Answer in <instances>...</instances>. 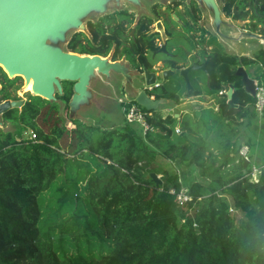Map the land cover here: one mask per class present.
<instances>
[{"label": "trees", "instance_id": "trees-1", "mask_svg": "<svg viewBox=\"0 0 264 264\" xmlns=\"http://www.w3.org/2000/svg\"><path fill=\"white\" fill-rule=\"evenodd\" d=\"M223 9L232 20L245 18ZM255 12L248 31L264 35V6ZM119 15L88 22L89 37L75 33L66 50L107 57L114 45L111 60L140 72L160 62L177 72L149 96L173 106L209 96L216 110L189 104L177 119L142 108L149 114L144 134L125 121L103 128L67 118L70 128L55 102L26 94L21 108L3 114L13 131L0 132V264H264V162L253 181L237 143L240 121L255 117L248 108L255 99L234 75L242 66L264 84L263 52L254 60L228 55L194 17L195 34L170 39L163 54L150 19L129 39L132 22ZM168 23L169 30L176 25ZM205 62L206 71L189 74L188 91L178 71ZM0 77V103L20 100L15 80L2 70ZM229 90L237 107L228 104ZM71 95L72 83L64 82L55 98L68 106ZM26 130L35 137H23ZM159 156L195 167L207 184L183 185L157 164ZM151 173L162 175L160 185ZM182 187L191 201L179 205L169 190Z\"/></svg>", "mask_w": 264, "mask_h": 264}, {"label": "water", "instance_id": "water-1", "mask_svg": "<svg viewBox=\"0 0 264 264\" xmlns=\"http://www.w3.org/2000/svg\"><path fill=\"white\" fill-rule=\"evenodd\" d=\"M126 1L146 14L138 0H0V67L9 79L23 78L24 88L31 83L32 96L48 102H55V94L62 95V83H72V95L68 102V119L86 125L92 124L90 114L98 103L95 88L104 78L110 82L113 77L123 79L124 93L146 111H154L160 102L151 98L147 91L158 83H166L176 70L165 69L157 73L144 69H132L123 60L112 61L111 55H80L67 52L64 45L68 35L74 32L87 34L86 23L113 10L121 9ZM203 12L201 26L208 29L218 42L257 41L264 51V36L239 29L221 13L220 0H196ZM163 46L160 51L166 54V35L161 23L156 24ZM224 47V46H223ZM207 62L192 63L178 71L187 90H192L189 74L193 71H206ZM234 75L241 79L243 91L254 98L255 81L249 78L242 66ZM135 82L143 85L137 87ZM232 90L228 91V104ZM22 101L6 100L0 103V116L11 108L20 107ZM178 115H176L177 117ZM0 126L2 123L0 121ZM245 165L248 161L244 160ZM160 185L156 174L147 176Z\"/></svg>", "mask_w": 264, "mask_h": 264}, {"label": "flooded vegetation", "instance_id": "flooded-vegetation-1", "mask_svg": "<svg viewBox=\"0 0 264 264\" xmlns=\"http://www.w3.org/2000/svg\"><path fill=\"white\" fill-rule=\"evenodd\" d=\"M138 1L145 8L146 14L140 10H137L130 3L123 1L121 3V9L113 10L110 13H107V14L99 17V18H96L95 21L90 20L88 22L97 23L100 18H103L106 15H112L115 13H120V15L117 16L118 20L126 21V22L127 21L132 22L130 30L128 31V33L126 35L127 38L132 39L135 35V30L137 28L138 23L142 22L145 19H150L153 22L152 25L150 26V30L152 32L151 31L150 32L156 33L158 35V37L160 39V46L162 47L163 46L162 38H161L160 34L155 31L157 23H161L163 26V29H164V32H165V35L167 38L166 42H165V46H166V43L170 39L178 38L181 35H184V36L194 35L195 34L194 31L191 30L192 19H194V17H198V26L204 30V32H205L204 36L207 38H209L211 36L210 31L201 26V20L203 18V12L200 10L199 4L196 0H138ZM225 6H230L232 13L242 14L243 16H245V18L239 19V20H232L231 18L226 17L224 14V9H223ZM263 6H264V0H220L221 13L226 18L230 19L233 22V24L235 26H237L239 29L247 31V32H250V31H248L249 24L255 22V20H253V17L257 16V15H254L256 13L255 8H260L263 11ZM170 19L172 21H174L176 25H175V27H173L172 29L169 30L168 29V27H169L168 21H170ZM87 23L85 25L87 34H85L83 32H74L71 34L70 38L68 39V42L75 33H82L83 35L89 37V31L87 29ZM182 24H186L187 28L186 29L183 28ZM251 33H253V32H251ZM201 34H202L201 32L196 33L197 36H201ZM67 43H66V45H67ZM256 43L259 44L258 42H256ZM66 45H65V48H66ZM161 47H160V49H161ZM259 47H261L260 44H259ZM165 49H166V47H165ZM114 50H115V46L113 45L108 56L112 55ZM259 50H260V52H263L262 47ZM242 53H243V51H242ZM251 53L250 54L244 53V55L242 57H247L251 60H254V57ZM166 54H167V51H166ZM256 55H258V54H256ZM153 68L155 69V71L157 73H160L163 70V65H162V63L158 62L157 64L152 66L149 69V71L153 72L154 71ZM144 69H146V68H143V70ZM134 70H136V69H134ZM4 74L6 75V73H4ZM6 77H7V79H9L7 75H6ZM18 78L19 77H16L14 79H9V80H15L14 84L16 86V81ZM4 84H5V82L0 77V88H2V86ZM160 85L161 84L158 83V85L156 87H158ZM154 88L155 87H153V89ZM153 89H150V90L153 91ZM17 91H16V95L18 96ZM121 93L123 94V91H121ZM19 98H20V100H11V99H8V100L9 101H22L23 103L27 100V97L24 98V100L21 97H19ZM4 101H6V100H4ZM4 101H2V102H4ZM22 105L20 107H17V108H21ZM0 121H1L2 125H3V123H8L3 119V114L0 116ZM0 132H3V131L0 130Z\"/></svg>", "mask_w": 264, "mask_h": 264}, {"label": "rangeland", "instance_id": "rangeland-1", "mask_svg": "<svg viewBox=\"0 0 264 264\" xmlns=\"http://www.w3.org/2000/svg\"><path fill=\"white\" fill-rule=\"evenodd\" d=\"M91 20L95 21L96 18H92ZM182 26L185 29L187 28L186 24H182ZM71 34L72 33L68 35V39L70 38ZM250 42L251 41H246V45H239V43L237 42L236 43L224 42L223 46L227 54L233 55L235 53L237 54V52L239 51L240 52L243 51L248 54L252 52L251 54L255 58L257 56L256 54L259 55L260 47L259 44L256 43V41H252L251 43ZM65 45L63 47L66 50ZM263 55H264V51H263ZM0 69L2 70L1 67ZM29 85H31V83ZM135 85L143 89V85H141L140 83L135 82ZM16 86H18V91H17L18 96L24 100V98H26V94H30V92H26L27 89L30 90V86L24 88V80L23 78L20 77L16 81ZM121 91H123V94L121 93ZM95 92L97 95L98 103L96 104V106H94L93 111L90 114H88L92 124L93 123L97 124L103 128H111L122 123L123 122V114L121 112L122 105L118 103V99L119 98L125 99L126 97V94L124 93L123 79L121 77H113V79L110 82H108L104 78H102L100 83L95 88ZM55 103L58 105L59 115L61 116L63 121L71 128L72 124L67 121L68 106L64 102H61L59 100H56ZM172 107L174 106L172 105L171 100H163L162 102H160L156 111L160 113V110H162V114L166 118L173 115L170 110L172 109ZM174 109L176 111L177 108L174 107ZM134 129L137 130V127L134 126ZM0 130L3 132L13 131V126L10 123H3V125L0 126ZM27 133L28 130H26L22 134V136L27 137ZM157 164L161 166L163 169H165L168 172L169 176L176 175L177 179L180 180V182L183 185H188L189 183H192L194 181L207 184V181L199 176L198 171L195 167L177 168L173 163H171L169 160L163 159L161 156L157 157ZM158 178L160 179L159 176Z\"/></svg>", "mask_w": 264, "mask_h": 264}, {"label": "crops", "instance_id": "crops-1", "mask_svg": "<svg viewBox=\"0 0 264 264\" xmlns=\"http://www.w3.org/2000/svg\"><path fill=\"white\" fill-rule=\"evenodd\" d=\"M246 41L252 42V40H245L243 42H239V45H246ZM239 47H238V49H239ZM244 53H246V52L242 53L239 51V52H237V54L235 53L233 55H231V54H228V55L236 56L238 58H242ZM263 57H264V55H263ZM254 81L257 82L256 80H254ZM220 94H222V93H220ZM151 97H154V96H151ZM231 97H232V95H231ZM128 98H130V97H128ZM130 99H132V98H130ZM159 101L162 102L163 100H159ZM228 101H229V98H228ZM230 103H231V99H230ZM189 104L191 105V108L192 107L196 108L197 106H203V107H212V108L214 107V109L216 110L215 100L212 97L202 95L199 97H192L190 99H187L183 103H181L179 106H174L177 108L176 111H175L174 107H172V109H170L172 114H173L172 116L179 119V117L182 113L190 112L191 108L190 109L187 108V106ZM232 106L237 107V105H232ZM183 108H185L184 111L180 110ZM248 108L253 109V111H254V108L252 106H249ZM163 110H166V109H163ZM160 113L162 114V110H160ZM176 115H178V116L176 117ZM163 117H164V115H163ZM123 121H124V118H123ZM240 122H241V124L238 126L239 132H238V138H237L239 150L241 149V147L247 146L249 149L247 165H250L251 168L252 167L257 168L258 166L262 165L264 162V116H263L262 120H259L255 114L254 118L248 117L244 120H241ZM134 126H136V125H134ZM175 129L179 130V127L176 126ZM158 176L160 177V179L162 178L161 177L162 175H157V177Z\"/></svg>", "mask_w": 264, "mask_h": 264}, {"label": "built area", "instance_id": "built-area-1", "mask_svg": "<svg viewBox=\"0 0 264 264\" xmlns=\"http://www.w3.org/2000/svg\"><path fill=\"white\" fill-rule=\"evenodd\" d=\"M255 84H256L255 96H254L255 102L253 108L258 119L262 120L264 114V84H259L257 82H255ZM118 103L122 105L121 112L123 114V118L126 123L138 126L142 130L143 134L150 129L146 120V117L149 114L145 113L142 110V107L136 104L134 100L126 96L125 99L119 98ZM175 132L179 133V130L175 129ZM27 137L33 139L35 136L31 131H28ZM239 154L243 160L248 161L249 149L247 146L241 147V149L239 150ZM251 170H252L251 178L253 181H255L257 174L259 173L258 168L252 167ZM169 192L171 194L176 195V199L179 205L191 201V197L188 194V189L184 187H182L178 193H176L173 188H171Z\"/></svg>", "mask_w": 264, "mask_h": 264}, {"label": "bare ground", "instance_id": "bare-ground-1", "mask_svg": "<svg viewBox=\"0 0 264 264\" xmlns=\"http://www.w3.org/2000/svg\"><path fill=\"white\" fill-rule=\"evenodd\" d=\"M28 86H30V90H31V85H28Z\"/></svg>", "mask_w": 264, "mask_h": 264}]
</instances>
